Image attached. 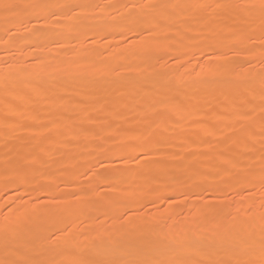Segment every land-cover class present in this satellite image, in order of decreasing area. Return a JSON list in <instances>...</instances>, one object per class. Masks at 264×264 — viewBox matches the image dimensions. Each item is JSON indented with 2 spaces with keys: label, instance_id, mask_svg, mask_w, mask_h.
I'll return each mask as SVG.
<instances>
[{
  "label": "rangeland",
  "instance_id": "rangeland-1",
  "mask_svg": "<svg viewBox=\"0 0 264 264\" xmlns=\"http://www.w3.org/2000/svg\"><path fill=\"white\" fill-rule=\"evenodd\" d=\"M57 1L61 0H42L40 2L55 3ZM212 1L203 4L202 0H151L152 3L159 4L177 2L178 5H215ZM218 1L219 4L229 2V0ZM130 2L131 0H78L77 4L100 5L103 11L106 8L107 14L105 11H97L94 14L83 15V17L77 13L76 17L77 20L79 17L80 22L77 21L75 26L70 27L73 31L69 30L76 38H73V42L68 48H62L60 42L52 46L49 45L50 40L60 39L63 37L62 35L70 33L68 30L59 27L49 30L46 27L47 23L42 19H35L36 21L33 22L29 21V16L19 18L10 16L6 19L0 13V30L10 34L11 37L13 36L12 38L19 31L23 34L21 38L12 41L7 36L0 35V115L8 92L19 91L21 88L14 86L15 80L14 76L9 74L10 70L18 67L29 68L31 72L26 76L19 77L20 80L25 79L26 82L33 83L36 88L42 90L40 94H31L28 104L18 103L19 113L9 117H0V155L2 156H0V208L4 210L9 204L25 208L30 206L29 200L34 198L35 207L61 209L68 200L73 205H78L80 200L87 199L84 208L85 216L76 210L75 218L71 217L66 220L67 222L63 226H59L56 217L45 215L46 218L48 216V222L42 228L37 229L34 242L32 244L25 242L16 248L12 246L13 251L9 253L0 249V261L5 259L56 260L59 264H74L80 259L138 261L140 264H162V262L169 261H187L189 264L258 262L262 258L261 237L250 235L247 239H243L245 241L241 240L238 245H224L218 242L220 244L218 246L216 237L207 233L209 226L201 227L203 222L196 219H199L198 207L200 209L207 207L206 209L213 216L219 210L220 213L223 212L218 217V225L221 227L226 222L233 223L240 215L250 218L254 213L264 211L262 203H259L256 208L248 204L254 195L259 199V202L264 197V188L258 186L260 185L259 173L264 167V140L257 139L264 130V88L261 86V78L264 77V25L261 23L259 14H243L239 11H227L219 8H192V10L190 9L191 14L184 13L186 8H177L179 13H183L182 15L175 18H163L161 23L164 28L171 29L166 36L168 41L180 43L182 40L186 43L184 48L181 51L161 50L160 47L150 43L146 49V47H140V42L145 37L154 34L157 42L162 41L161 39L164 40L162 33H156L153 25L149 24V29L147 28L137 35H134L131 29L116 28L118 23L124 22L120 11L124 7L112 8L110 6H123L128 3L131 5ZM144 2L147 0H137L138 4ZM171 10L168 8L161 9L156 13L142 12L137 15L135 21H149L155 16L157 17L158 14L165 15ZM104 14L108 18L107 22L103 21ZM71 15L75 17L76 14L72 13ZM14 19L17 21L14 22ZM198 19H203L205 24L200 25L199 30H196ZM132 22L134 21L132 20ZM181 25L187 28L180 30ZM262 26L263 31L257 35L254 34V30ZM38 31L46 40L41 44L29 45L26 36L37 34ZM95 39L99 45L94 46V52L95 55L99 53L97 57H102L101 59L97 58V62L100 63L96 62L93 64L94 66L89 64L81 66L79 61L82 60L80 58L82 53L92 47V42ZM222 40L226 44L223 56L220 57L217 43ZM203 42L209 45L210 50L203 51L201 47ZM257 43H259L258 48L254 49ZM135 47L138 50L137 54L146 59L157 48L156 53L159 54H156L158 55L156 57L158 58L153 62L148 60L147 69L150 71L159 69L158 71L169 75V77L180 76L182 73L181 77L184 82L181 77L179 80L177 79L178 81L175 78L170 79L166 84V95L159 96L157 93L160 86L157 83H152L149 78H141L143 77L141 72L133 71L135 60L126 58L127 53ZM80 51L82 52L80 53ZM64 55L76 56V58L64 65V69L69 71L66 76L55 79L52 67L57 65ZM159 58L161 59L159 60ZM104 60L106 65L111 66L110 71L108 74L98 76L95 70L105 65L103 64ZM226 63H231V69L227 70L223 77L215 79L213 75L224 69L223 66ZM78 66L81 68L77 69ZM38 67L42 68L44 75H37ZM203 67H206L205 76L201 74ZM250 70L252 72L257 70L258 73L260 72L259 75L262 74L258 85H256L258 87L255 88V95H252L253 89L246 74H238V72ZM128 72L131 73V78L123 83L122 75ZM67 76H69L68 79ZM71 77L74 78L75 84L68 90L66 88ZM41 105L44 106L42 111L38 109V106ZM163 105H166L165 113L160 110ZM211 105L216 106L211 107ZM229 105L239 106L240 111L234 109V113L230 111L226 114L228 116L220 119L224 115L223 111ZM99 106L100 111L90 114L93 117V122L103 116L109 121V126L102 130H96L95 136L90 140L85 139L83 133L93 129V124L90 126V124L84 125L79 122V119L83 117L82 111L85 108ZM190 108L192 112H189ZM105 111L109 112V115ZM110 113H118L121 117L112 118ZM188 114L194 115L189 116ZM184 119L182 125H174ZM162 120L168 123L167 129H158ZM60 122H67L70 127L57 126ZM141 125H145V127L148 125L145 131L139 129ZM114 128L120 129L119 135L112 134ZM216 129H219V132ZM210 130H214L216 133L225 131V133L220 135L221 137L217 136L212 139L207 137ZM172 136L175 137L172 138ZM252 137H256L258 141L251 140ZM146 138L150 139L144 142ZM104 139L110 140L113 144H110L109 155L105 158L103 157ZM161 139L165 142H162ZM242 139L248 141V160L241 163L239 167L233 168L229 177L214 180V171L224 166L223 163L227 159L233 157L235 151L242 144ZM88 142L95 145L94 150L90 152L87 149ZM122 143L124 146L121 145ZM143 143L145 144L143 145ZM118 144L123 148H127L128 144L131 151L124 149L123 154L116 157L114 151L116 152L119 147ZM219 145L226 146L222 155H217L215 152ZM146 155L148 158H145ZM190 156H193L194 160L189 159ZM72 164L77 169H75L73 177L68 180L67 175L72 172L74 166ZM161 167L169 174L182 173L185 170L184 167L190 168L189 171L195 172L193 178L196 177L184 180L180 189H176L170 182L159 181L164 172ZM26 168H31L35 174H46L45 182L36 187L26 186V182L20 180L17 175ZM168 168L169 170H167ZM134 169H139L140 173L132 171ZM14 170H16V174L12 175ZM125 171L132 175L129 180L125 181L121 191H115L114 185ZM157 182L159 183L157 184ZM142 185L145 186H143L144 189ZM42 186L44 190H41ZM218 186L220 187L217 188ZM10 187H12L11 190ZM97 188H99V192H97ZM213 188L217 190L215 191ZM218 190L219 192H217ZM76 192L91 193L90 197L86 195L87 197L77 199L76 202L73 195ZM154 192L158 196L156 200L151 199ZM171 194L172 196H170ZM187 195L189 196L187 197ZM54 198H62L64 203H43L45 200ZM185 198L191 202V204L187 202L189 206L181 204L180 200ZM94 202L101 206L99 215L93 212V206L96 204ZM109 206L112 208L111 214L107 209ZM175 207L177 209L176 216L172 214V209ZM143 211L147 217L155 219L165 212L164 218L159 220L156 226L160 227L161 231H168L167 239L163 241L159 238L155 243L146 239L143 242L144 249L137 245L136 249L121 250V247L124 248L133 241V237L130 235L133 232L122 238L120 235L121 225L126 226L132 222L130 225L132 231H137L142 227L138 218ZM209 211L207 212L209 214L206 213L204 217L211 221L214 218ZM77 217L79 218L77 219ZM220 217L221 219H219ZM175 219L182 224L180 227L177 226L178 222ZM199 221L202 222L201 225H199ZM2 222L3 218L0 215V223ZM101 224L102 228L99 227ZM69 225L71 226L70 234H66L62 229ZM185 225L191 230L200 232L201 238L179 240L178 236L182 230L187 229ZM256 225L260 226L258 222ZM192 226L194 227L192 228ZM237 232L238 230L232 227L229 235L235 237ZM49 236L52 237L51 240L48 239ZM0 240H2V236H0ZM88 241H93V247L97 244L102 251L105 250L99 253L96 245L97 253L93 248L84 247ZM61 242L65 245L60 249L58 247L62 244ZM164 244L166 247L162 249L161 246ZM247 244L250 249L246 250ZM149 245H152L151 248H146ZM77 246L82 248L78 251ZM15 250L18 252L15 253Z\"/></svg>",
  "mask_w": 264,
  "mask_h": 264
},
{
  "label": "bare ground",
  "instance_id": "bare-ground-1",
  "mask_svg": "<svg viewBox=\"0 0 264 264\" xmlns=\"http://www.w3.org/2000/svg\"><path fill=\"white\" fill-rule=\"evenodd\" d=\"M40 1H42V0H40ZM79 1H81V0H79ZM114 1V0H113ZM208 1H212V0H202V2H203V4L204 3H207ZM18 2H23V0H18ZM58 2V3H57ZM57 2H51L52 4H65V5H76L77 3H78V0H61L60 2L59 1H57ZM140 2V1H139ZM138 2V3H139ZM213 3H215V5L216 4H219L220 2L218 1V0H213L212 1ZM138 3H137V0H131V2H130V4L131 5H129V3H128V7L127 8H122L120 11H121V16H122V18L124 19V22H122V23H118V25L116 26V28L117 29H120V30H126V29H131L133 32H134V35H137V34H139L141 31H145V29H147L148 28V26H149V24H151V25H153L154 27H155V30L157 31L156 33H158V32H161L162 33V35L164 36V40L163 39H161L162 41H159V42H157L158 40H156L155 38H154V34L153 35H149L147 38L145 37V39H143L141 42H140V47H146V49H147V47L148 46H150L149 44L150 43H153L155 46H157V47H160L161 48V50H172V51H181L183 48H184V45L186 44V43H184L182 40L180 41V43H171L170 41H168V39L166 38V36L168 35V33L170 32V28H164L163 27V25H162V20H163V18H175V17H179L180 15H182L181 13H179L178 12V10H177V8H175V9H173V8H171L172 10H171V12L170 13H167V14H165V15H161V13H160V15L158 14V16L156 17L155 16V18H153V19H150L149 21H135V19H136V17H137V15L138 14H140V13H142V10H140V9H138V8H136V7H133V5H138ZM223 3V2H222ZM221 3V4H222ZM172 4H176V5H178V3L177 2H172ZM187 9V8H186ZM186 9H184V10H186ZM54 11H58V12H61V13H63L59 18H56V17H53L49 22H47V24H46V27L49 29V30H54L55 28H57V27H59V28H63V29H65V30H71L70 29V27H73V26H75L78 22H80V19H79V17H78V20H77V13H75L76 15H75V17H74V15H71V14H69V13H67L64 9H53ZM192 10V9H191ZM190 9H187L184 13H191L192 11H191ZM105 12H106V14H107V10H106V8H105V10H104ZM103 11V12H104ZM106 14H104L105 15V17L103 18L104 20L103 21H105V22H107V19L108 18H106ZM109 14V13H108ZM192 14V13H191ZM89 15V14H88ZM186 15H188V14H186ZM71 16V17H70ZM73 16V17H72ZM83 16V15H82ZM84 16H87V15H84ZM83 16V17H84ZM163 16V17H162ZM4 17V16H3ZM120 17V16H119ZM5 18V17H4ZM15 18V17H14ZM37 20L38 18L37 17H35V16H29V21L30 22H33L34 20ZM120 19H121V17H120ZM35 20V21H36ZM132 20L134 21V22H132ZM17 20L16 19H14V22H16ZM20 21V20H19ZM18 21V22H19ZM78 21V22H77ZM4 23V25H5V22H3ZM202 24H205V22H204V20L203 19H198V22L196 23V30H199V26L200 25H202ZM92 26V25H91ZM167 27V26H166ZM185 27L186 26H183V25H181L180 26V30H183V29H185ZM187 28V27H186ZM263 26L262 27H259V28H256L255 30H254V34H259V33H261L262 31H263ZM35 29V28H34ZM37 29V28H36ZM94 29V28H93ZM149 29V28H148ZM119 30V31H120ZM128 30V31H129ZM175 30V29H174ZM34 31V30H33ZM71 31H73V30H71ZM71 31H69L70 33H66L67 35H62L63 37L61 38L60 37V39L59 38H54V39H52V40H50V46H52V45H54V44H56L57 42H60L61 44H62V48H68L69 46H71V44H72V42H73V34H72V32ZM95 31V30H94ZM212 31V30H211ZM210 31V32H211ZM40 31H38L37 32V34L35 33V34H33L32 36H26V38L28 37V44L29 45H31V44H41V43H43V41L44 40H46V39H44L42 36H41V34L39 33ZM178 32V31H177ZM40 35H39V34ZM143 33V32H142ZM179 33V32H178ZM30 34V33H29ZM0 35L1 36H7L8 37V39L9 40H15V39H18V38H21L22 37V32H17V33H15L14 34V38H12L11 37V35L10 34H7V32H5V31H3V30H0ZM31 35V34H30ZM61 36V35H60ZM181 36H182V34H181ZM181 36H180V38H181ZM185 36V35H184ZM76 38V37H75ZM74 38V39H75ZM78 38V37H77ZM171 38V37H170ZM97 39V38H96ZM96 39L92 42V47L89 49V50H86V51H84L83 53H82V57H80L82 60L81 61H79V63H81V66H83L84 64H89V65H93V64H96V62H97V58H102V57H97L98 55H99V53L97 54V55H95V50H94V46H96L97 44H98V41H96ZM77 40V39H76ZM173 40V39H172ZM177 40V39H176ZM140 41V40H139ZM178 41V40H177ZM48 42H49V40H48ZM12 43V42H11ZM47 44V42H44V44ZM79 43V42H78ZM153 44H152V46H153ZM203 45L201 46L202 47V49H203V51H208V50H210L209 49V45L206 43V44H204V42L202 43ZM225 44H226V42L224 41V40H222V41H219L218 43H217V49H218V53H219V56L220 57H222L223 56V50H224V47H225ZM27 45V44H26ZM99 45V44H98ZM258 45H259V43H257L256 45H255V47H254V49H257L258 48ZM77 46V45H76ZM80 46V45H79ZM188 46H190V45H188ZM31 47V46H30ZM137 47V46H136ZM134 48V49H132L131 51H129L128 53H127V59H132L133 61L135 60V64H134V68H133V71L134 70H136V71H139V72H141V74H142V76L143 77H141V78H149L150 79V81L152 82V83H157L159 86H160V89H159V92L157 93L159 96H164V95H166V84H167V82H169V80L170 79H172V78H175V80H179L180 79V77H181V75H182V73H181V75L180 76H178V75H176V76H174L173 75V77H169V75H167V74H165V73H163V72H161V71H158V70H152V71H150V70H148L147 69V62H148V60H152V62H153V60H155L156 61V59L158 58V57H156V56H158V55H156V54H159V53H156V47H154V48H156L155 50H153L150 54H149V57H148V59H146V58H143V57H141V56H139L138 54H137V48ZM23 48V47H22ZM29 48V47H28ZM191 48H193L192 46H191ZM190 47H189V49H191ZM153 49V48H152ZM80 50V49H79ZM101 50V49H100ZM193 50V49H192ZM12 51V50H11ZM186 51V50H185ZM13 52V51H12ZM46 52V51H45ZM82 51H80V53H81ZM78 53H79V51H78ZM178 53V52H177ZM76 55V54H75ZM78 55H80V54H78ZM77 55V56H78ZM189 55V54H188ZM162 57V56H161ZM177 57H179V56H177ZM76 58V56H66V55H64V56H62L61 57V59L59 60V62H58V64L57 65H55V66H53L52 68H53V72H54V78L55 79H61L63 76H66V74L69 72L68 70H65L64 69V65L65 64H67V63H69V62H71V61H73L74 59ZM80 58H77L78 60H80ZM115 58V57H114ZM161 58H159V60H160ZM179 60H180V58H179ZM126 61V60H125ZM163 61V60H162ZM161 61V62H162ZM101 62H103V61H101ZM160 62V61H159ZM97 63H100V62H97ZM103 64H105V60H104V62H103ZM158 64V63H157ZM181 64H184V63H181ZM179 65V64H178ZM185 65V64H184ZM183 65V66H184ZM79 66H80V64H79ZM77 67V69L78 68H81V67ZM94 66V65H93ZM97 66V65H96ZM95 66V67H96ZM183 66H182V68H183ZM113 67V66H112ZM179 67H180V65H179ZM224 67V69H222V70H219V72H217V73H215L214 75H213V77L215 78V79H217V78H220V77H223V75L226 73V71L227 70H230L231 69V63H226V65L225 66H223ZM110 68H111V66H109L108 64L106 65H103L101 68L99 67V68H97L96 70H95V72H96V74L99 76H101V75H105V74H108L109 73V71H110ZM150 68V67H149ZM162 68V67H161ZM181 68V67H180ZM206 68V67H205ZM205 68L203 67V69H201V71H202V73L201 74H203L204 76L206 75V70H205ZM75 70V69H74ZM164 70V69H163ZM217 70V69H216ZM166 71V70H165ZM184 71V70H183ZM182 71V72H183ZM187 71V70H186ZM29 72H31L30 71V69L29 68H27V67H18V68H14V69H12V70H10V73L9 74H12L13 76H14V80H15V82H14V86H17V87H21L20 88V90L19 91H14V90H12V91H10V92H8L9 94H7L8 95V97H7V99H6V101H5V104H4V107H3V109H2V111H1V115H0V117L2 116V117H9V116H12V115H15V114H17V113H19V111H18V109H17V104L18 103H24V104H28L29 103V101H30V96H31V94H40L41 92H42V90L41 89H38V88H36L35 86H34V84L33 83H29V82H26L25 81V79L24 80H20V78L19 77H21V76H26V75H28L29 74ZM74 72H76V70L74 71ZM73 73V72H72ZM190 73V72H189ZM242 73H245L246 74V77L249 79V82H250V85L252 86V89H253V91H252V95H255V88L256 87H258V86H256V85H258L257 83L259 82V78L260 77H262V74H260L259 75V73L257 72V70L256 71H243V72H238V74H242ZM261 73H263V72H261ZM8 74V73H7ZM42 74H43V70H42V68H40V67H38V72H37V75H40V76H42ZM70 74V73H69ZM186 74V73H185ZM187 74H188V72H187ZM237 74V75H238ZM44 75V74H43ZM72 75V74H71ZM189 75V74H188ZM9 76V75H8ZM74 76H75V74H74ZM119 77V76H118ZM185 77H187L186 75H185ZM69 78V76H67V79ZM131 78V73H124L123 75H122V79H123V83H124V81H125V83L127 82V81H129V79ZM183 78H184V76H183ZM188 78H189V76H188ZM66 79V78H65ZM121 79V78H120ZM181 79H182V77H181ZM190 79V78H189ZM177 80V81H178ZM182 81L184 82V80L182 79ZM188 81V80H187ZM142 82V81H141ZM190 82V81H189ZM150 83V82H149ZM185 83H186V80H185ZM74 84H75V81H74V78L73 77H71L70 79H69V83H68V86H67V88L66 89H71V88H73V86H74ZM3 86V85H2ZM257 89V88H256ZM55 95V94H54ZM79 106V105H78ZM122 106H124V105H122ZM172 106V105H171ZM213 106H216V105H211V107H213ZM64 107V106H63ZM66 107V106H65ZM102 107V106H101ZM165 107H166V105H163L162 107H160V110L161 111H163L164 112V110H165ZM226 107V106H225ZM238 107L239 106H237V105H229L228 107H226V109L223 111V114L224 115H222L221 117H220V119H223V118H225L226 116H228V115H226V114H228L230 111H232L233 112V110L234 109H236V110H239L238 109ZM42 108H44V106L42 107V105L41 106H38V109L39 110H41L42 111ZM67 108V107H66ZM83 109H84V107H82ZM122 108V107H121ZM240 108V107H239ZM101 110H102V108H101ZM136 110H137V108H136ZM190 110H191V108H190ZM94 111H100V106L99 107H95V108H85L84 109V111H82L83 112V117L82 118H80L79 119V122L81 123H84V125H86V124H90V126H92V124H93V129L91 128V130H87V132L85 131L83 134H84V137H85V139H91L92 137H94L95 136V134H96V130H102V129H105V128H107L108 126H109V121L108 120H106L103 116H100V117H98L97 118V121L96 122H93V117H91V112L93 113ZM138 111V110H137ZM154 111V110H153ZM166 111V110H165ZM240 111V110H239ZM121 112V111H120ZM150 112H152V110L150 109ZM189 112H192V110L191 111H189ZM235 112V111H234ZM233 112V113H234ZM105 113H107V115H109L108 113L109 112H106L105 111ZM123 113V112H122ZM165 113V112H164ZM238 113H240V112H238ZM111 114V113H110ZM121 114V113H120ZM189 115V114H188ZM191 116H193L194 114H190ZM189 115V116H190ZM233 115V114H232ZM237 115V114H236ZM234 116V115H233ZM240 116V115H239ZM238 116V117H239ZM111 117L112 118H120L121 116L117 113V114H111ZM231 117V116H230ZM229 117V118H230ZM235 117V116H234ZM257 117V116H256ZM179 118V117H178ZM186 118V120H187V117H185ZM168 119V118H167ZM175 119V118H174ZM173 119V120H174ZM182 119V118H181ZM234 119V118H233ZM172 120V119H171ZM227 120V119H226ZM237 120V119H236ZM185 121V119L184 120H181V121H179V122H176V123H174V125L176 124V125H182L183 124V122ZM192 121V120H191ZM259 121H261V120H259ZM73 122V121H72ZM170 122V121H169ZM187 122V121H186ZM232 122V121H231ZM192 123V122H191ZM233 123V122H232ZM264 123V122H263ZM167 124L168 123H166L165 121H161V124H160V126H159V128L158 129H167ZM229 125V124H228ZM258 125V124H257ZM89 126V127H90ZM148 126V125H147ZM146 126V127H147ZM173 126V125H172ZM146 127H145V125H141V126H139V129L141 130V131H145L146 130ZM182 127V126H181ZM180 127V128H181ZM225 127H227V126H225ZM230 127V126H229ZM232 127V126H231ZM261 127V126H260ZM169 128H171V127H169ZM174 128V127H173ZM184 128V127H183ZM214 128V127H213ZM220 128V127H219ZM160 129V130H161ZM176 129V128H175ZM189 129V128H188ZM222 129V128H221ZM225 129V128H224ZM209 130V129H208ZM216 130H218V132H219V129H216ZM259 130V129H258ZM169 131V130H168ZM170 131H172V130H170ZM227 131V130H226ZM229 131V130H228ZM98 132V131H97ZM223 133H225V131H221L220 133H216V131H214V130H210V133H209V131H208V138H215V137H217V136H220V135H223ZM112 134L114 135V136H117V135H119L120 134V129L119 128H114L113 129V131H112ZM123 134V133H122ZM175 134V133H174ZM163 135V134H162ZM168 135V134H167ZM171 135V134H170ZM227 135V134H226ZM151 136V135H150ZM258 136H260L259 138H257V139H262V140H264V130H262V132H261V135H258ZM170 136H168V138H169ZM173 137H175V136H172V138ZM221 137V136H220ZM162 138H164V137H162ZM167 138V137H166ZM149 139L150 138H146L145 140H144V142H147V141H149ZM159 139V138H158ZM170 139V138H169ZM169 139H167V140H169ZM177 139V138H176ZM256 139V137H252L251 138V140H256V142L258 141ZM88 140V141H89ZM243 140V139H242ZM131 141V140H130ZM161 141L163 142L164 140L163 139H161ZM244 141V142H243ZM242 141V144L238 147V149L235 151V154L233 155V157H231L230 159H227L223 164H224V166H222V167H219L218 169L217 168H215V169H217L216 171H214V180L215 179H222V178H225V177H229V175H230V173H231V171H232V169L233 168H237V167H239L240 165H241V163H243V162H245V161H247L248 160V156H247V152L249 151V147H248V141L246 142L245 140H243ZM119 142V141H118ZM165 142V141H164ZM89 143V142H88ZM172 143V142H171ZM170 143V144H171ZM179 143V142H178ZM103 144H104V153H103V157L105 158V157H107L108 155H109V151H108V148H109V146H110V144H111V142H110V140H108V139H104V142H103ZM145 143H143V145H144ZM251 144V143H250ZM111 145H113V144H111ZM115 145V144H114ZM122 146H124L123 145V143L121 144ZM156 145V144H155ZM167 145V144H166ZM176 145V144H175ZM88 147H87V149H88V151L90 152V151H92V150H94L93 148H94V146H93V144L92 143H89L88 145H87ZM118 146H119V144H118ZM162 146V145H161ZM178 146V145H177ZM130 148H131V146H129ZM173 147V146H172ZM225 147L226 146H223V145H219V146H217V148H216V150H215V152H216V154L217 155H222V153H223V151L225 150ZM170 148V147H169ZM124 149H126L127 151H131V149L129 150V148H128V144H127V148H123V147H121V146H119L118 148H117V150H116V152L114 151V153H115V156L116 157H119V156H121L122 154H123V150ZM167 149V148H166ZM251 149V148H250ZM158 150H160L159 149V147H158ZM196 150V149H195ZM253 151V150H252ZM179 152V151H178ZM192 152V151H191ZM137 153V152H136ZM252 153V152H251ZM149 154V153H148ZM175 154H177V153H175ZM1 156V155H0ZM2 157V156H1ZM102 157V158H103ZM189 157V156H188ZM188 157H187V159H188ZM193 157V156H192ZM191 156H190V158L189 159H193ZM254 158V157H253ZM194 160V159H193ZM227 161H231V162H233L234 164H235V166L234 167H231V170H230V173H225V168H227L228 167V164L226 163ZM37 162V161H36ZM40 162V161H39ZM189 162V161H188ZM74 164H72V166H73ZM161 165V164H160ZM222 165V164H221ZM244 165V164H243ZM71 166V167H72ZM216 166V165H215ZM219 166V165H218ZM32 167V166H31ZM160 167V166H159ZM174 167V166H173ZM179 167V166H178ZM217 167V166H216ZM242 167V166H241ZM163 167H161V170H163L164 172H163V174H161V177H160V180L159 181H166V182H170V183H172L175 187H176V189H180V187H181V185H183L182 184V182L184 181V180H189V179H191V178H193V173H195V172H191V171H189V169H187L186 167H184V171L182 172V173H175L174 172V174H169V173H167L168 171H166L165 169H162ZM164 168H165V166H164ZM263 169H264V167H262ZM75 169H77L76 168V166L74 165L73 166V168H72V172H70L68 175H67V179L68 180H70L72 177H73V173H75L74 171H75ZM127 169V168H126ZM125 169V170H126ZM180 169H182V168H180ZM26 170H28L29 172H32V173H34L32 170H31V168H26ZM34 170V169H33ZM167 170H169V168L167 169ZM175 170V169H174ZM192 170V169H191ZM210 170V169H209ZM128 171V170H127ZM173 171V170H172ZM199 171V170H198ZM211 171V170H210ZM16 170H14L13 171V173H11L12 175H15L16 173ZM131 172V171H130ZM233 172V171H232ZM245 172V171H244ZM37 173V172H36ZM121 173V172H120ZM143 173H145V172H143ZM172 173V172H171ZM35 174V173H34ZM200 174V173H199ZM260 174V173H259ZM36 175V178H37V182H35V183H26V186L28 185V187H36V186H38L39 184H41V183H43V182H45V180H46V174H44V173H39V174H35ZM132 175V173H129V172H123L122 173V175L120 176V178L116 181V183H115V185H114V190L115 191H121V189H122V187H123V185H124V183H125V181H127V180H129V178H130V176ZM135 175V174H134ZM195 175V174H194ZM211 175V174H210ZM138 176V175H137ZM139 176H142V175H140L139 174ZM144 176V175H143ZM197 176H199V175H197ZM212 176V175H211ZM210 176V177H211ZM14 177V176H13ZM133 177V176H132ZM196 176H194V178H195ZM233 177V176H232ZM257 177V176H256ZM259 177V176H258ZM193 178V179H194ZM208 178V177H207ZM134 179V178H133ZM208 179H210V178H208ZM211 179H213V178H211ZM232 179V178H231ZM228 180H230L229 178H228ZM133 181H135V180H133ZM132 181V182H133ZM220 181V180H219ZM132 182H131V186H132ZM191 182V181H190ZM51 183V182H50ZM159 182H157V184H158ZM169 183V184H170ZM256 183V182H255ZM149 184V183H148ZM168 185V184H167ZM258 185V184H257ZM130 186V185H129ZM144 185H142V187H143ZM170 186V185H169ZM258 186H260V185H258ZM16 187V186H15ZM15 187H13V188H15ZM138 187V186H137ZM145 187V186H144ZM144 187H143V189H144ZM188 187V186H187ZM189 187H191V186H189ZM220 186H218L217 188H219ZM11 188L12 187H10V190H11ZM90 188V187H89ZM222 188V187H221ZM214 190H215V188H213ZM166 190V189H165ZM191 190H193V189H191ZM217 190V189H216ZM215 190V191H216ZM222 190V189H221ZM157 191V190H156ZM168 191H169V188H168ZM171 191H172V189H171ZM34 192V191H33ZM191 192H193V191H191ZM217 192H219V190L217 191ZM58 193H60V192H58ZM91 192H89V194H90ZM170 193V192H169ZM159 194V193H158ZM167 194V193H166ZM186 194V193H185ZM184 194V195H185ZM55 195H57V194H55ZM189 195H190V193H189ZM189 195H187V197L189 196ZM66 196H68V195H66ZM95 196V195H94ZM162 196V195H161ZM165 196V195H164ZM170 196H172V194L170 195ZM87 197V196H86ZM89 197H90V195H89ZM168 197V196H167ZM180 197V196H179ZM156 198H158V196H157V194L154 192L153 193V195H151V199L152 200H156ZM165 198V197H164ZM170 198V197H169ZM176 198H177V196H176ZM34 199V198H33ZM33 199H30L29 200V205L31 206V207H35V205H34V202H33ZM73 199H74V197H73ZM75 199H76V197H75ZM123 199V198H122ZM168 199V198H167ZM181 199V198H180ZM87 199H83V200H80L79 201V204L78 205H73L72 203H70V201L68 202V201H66L67 203H65L62 207H61V209H68L69 211H67V212H65L63 215H59V216H53V215H48V216H52V217H56L57 219V221H58V224H59V226H63L64 224H65V222H67L66 220L67 219H69V218H75L76 216V214H75V211L76 210H79V212L80 213H83V215H84V213H85V211H84V208L86 207V205H85V203L87 202L86 201ZM89 200V199H88ZM127 200V199H126ZM166 200V199H165ZM92 201V200H91ZM76 202H77V199H76ZM90 202V201H89ZM96 202H98V201H96ZM96 202H94V203H96ZM127 202V201H126ZM128 202H130V201H128ZM140 202V201H139ZM180 202H181V204H187L188 205V203L190 202H188V200L185 198V199H183V200H180ZM188 202V203H187ZM93 203V204H94ZM168 203V202H167ZM171 203V202H170ZM259 203H262L263 204V206H264V197L260 200V202H259V199L257 198V197H255V195L253 196V197H251L250 198V200L248 201V204H249V206H251V207H254V208H256L257 207V205H259ZM39 204V203H38ZM100 204V203H99ZM190 204H191V202H190ZM85 205V206H84ZM111 205V204H110ZM124 205V204H123ZM176 205V204H175ZM30 206H28V207H30ZM37 206V205H36ZM47 206V205H46ZM90 206V205H89ZM173 206V205H172ZM189 206V205H188ZM201 206V205H200ZM45 207V206H44ZM49 207V206H48ZM94 208H93V212L96 214V215H99L100 214V212H101V206H98V204L96 203V204H94V206H93ZM104 207V206H103ZM121 207H122V205H121ZM174 207V206H173ZM197 207H198V205H197ZM196 207V208H197ZM205 207V206H204ZM210 207V206H209ZM88 208V207H87ZM124 208V207H123ZM199 208V211H198V217H199V219H196L197 221L198 220H201L202 222H203V224H202V222H200V224L199 225H201V227L203 226L204 227V225H205V228H207V226H209L207 229H208V231H207V233L208 234H213L216 238V240H217V243L219 242L220 244H224V245H238V244H240L241 243V240H243V239H247L250 235H256V236H259V237H261V235H262V233H264V211L263 212H256V213H254V215H252L250 218H246V217H244L243 215H240V216H238L237 218H236V221H234L233 223L230 221V222H226L225 223V225L223 226V227H221V226H219L218 225V217H219V215L220 214H222L223 212H221L220 213V210L219 211H217L216 213H215V215L213 216V214H211V212L209 211V210H207L206 208H203V209H200V207H198ZM264 208V207H263ZM108 212L111 214L112 213V208H111V206H109L108 208ZM194 209H195V207H194ZM209 209V208H208ZM0 210H2L1 208H0ZM212 210V209H211ZM104 211V210H103ZM119 211H121V209H119ZM210 212V215H212L213 216V220H209V219H207V218H205L204 217V215L207 213V212ZM213 211V210H212ZM222 211V210H221ZM78 212V211H77ZM105 212V211H104ZM176 212H177V209H176V207L174 208V209H172V214L173 215H175L176 214ZM214 212V211H213ZM80 213H79V216H80ZM122 213V212H121ZM86 214V213H85ZM107 214V213H106ZM105 214V215H106ZM207 214H209V213H207ZM95 215V216H96ZM147 214H145L144 213V211H143V213L142 214H140V216H139V218H138V221L142 224V227L141 228H139V229H137V231H132V228H131V223L132 222H130V223H128V225H126V226H123V225H121V228H120V235H122V238H124L125 236H128V234H130V233H134V236H133V233L132 234H130L133 238V241L130 243V244H128V245H126L124 248H122L121 247V250L122 249H133V248H135V247H137V245H140V247L142 248V249H144L145 248V245H143L144 243V240H146V239H149L151 242H156L157 240H159V238H161L163 241H165L166 239H167V236H168V231L166 232V230L165 231H161L157 226H156V224H157V222L159 221V220H161V219H163L164 218V216H165V212H162L161 214H160V217H158V219H155V218H151V217H147L146 216ZM149 215V214H148ZM48 216H47V218H48ZM85 216V215H84ZM87 216V215H86ZM113 216V215H112ZM176 216V215H175ZM152 217H153V215H152ZM45 216L44 217H41V218H38V219H35V220H33V222L32 223H24V222H22V221H18V223H16V221L14 222V223H16V224H19L20 226H19V229H18V231H17V233H15L14 234V243H13V247H18L19 246V244L20 245H23L25 242H29V243H33L34 242V240H35V238H36V233H37V229L38 228H42L47 222H48V219H47ZM79 217H77V219H78ZM50 219V218H49ZM219 219H221V217L219 218ZM95 220V219H94ZM98 220V219H97ZM195 220V221H196ZM175 221H176V219H175ZM180 221V220H179ZM184 221V220H183ZM195 221H194V223H195ZM196 221V223H198ZM106 222V221H105ZM162 222V221H161ZM176 222H178V221H176ZM256 222H258L259 223V225L260 226H257L256 225ZM101 223V222H100ZM104 224V223H103ZM134 224V223H133ZM177 224V223H176ZM185 224V223H184ZM206 224H208V225H206ZM251 224V225H250ZM180 225H182L181 223H179L178 222V224H177V226H179L180 227ZM187 225V224H186ZM185 225V226H186ZM196 225H198V224H196ZM134 226V225H133ZM184 226V225H183ZM99 227H103L102 226V224H101V226L99 225ZM119 227V226H118ZM178 227V228H179ZM188 227H189V225H188ZM194 226H192V228H193ZM232 227H235L237 230H238V232H237V234L236 235H234L235 237H231V235H229L230 234V230H231V228ZM45 228V227H44ZM100 228V229H101ZM105 228V227H104ZM103 228V229H104ZM185 228H187V226L185 227ZM191 228V227H190ZM198 229L200 228V227H197ZM205 228H202V229H205ZM135 229V228H134ZM133 229V230H134ZM88 230V229H87ZM87 230H85V231H87ZM136 230V229H135ZM96 231V230H95ZM100 231V230H99ZM101 232H103V231H101ZM178 232V231H177ZM100 233V232H99ZM204 233V232H203ZM119 234V233H118ZM127 234V235H126ZM125 235V236H124ZM201 233L200 232H197V231H195L194 229L193 230H191V229H189V228H187V229H183L182 230V232H181V234L178 236V239L179 240H187V239H190V238H195V237H200L201 238ZM206 235V234H205ZM124 236V237H123ZM207 236H209V235H207ZM70 237V236H69ZM120 237V236H119ZM205 238V237H204ZM234 238V239H233ZM131 241V240H130ZM243 241H245V240H243ZM242 241V242H243ZM93 242V241H92ZM91 241H88L86 244H85V246L84 247H87V248H89V249H91V248H93V250L95 251V252H97L96 250L98 249V252L100 253V252H103L102 251V249L97 245V244H95V246L97 245L98 246V248L97 249H95V246L93 247V244L94 243H92ZM216 242V241H215ZM62 243V242H61ZM218 243V246H220V244ZM30 244V245H31ZM65 244L64 243H62V244H60L59 245V247L58 248H62L63 246H64ZM166 244H164L163 246H161L162 247V249H164L166 246H165ZM96 246V247H97ZM150 246H152V245H149V247H146V248H151ZM30 247V246H29ZM77 248V250L79 251L82 247L81 246H77L76 247ZM0 249L1 250H4V247H3V244L2 243H0ZM30 249H31V247H30ZM136 249V248H135ZM246 250L247 249H250L249 247H248V244H247V247L245 248ZM18 250V249H17ZM100 250V251H99ZM13 251V250H12ZM19 251V250H18ZM17 251V252H18ZM15 253H17L16 252V250L14 251ZM21 252V251H20ZM97 252V253H98ZM9 253V252H8ZM23 254V253H22ZM28 254V253H27ZM21 255V254H20Z\"/></svg>",
  "mask_w": 264,
  "mask_h": 264
},
{
  "label": "snow or ice",
  "instance_id": "snow-or-ice-1",
  "mask_svg": "<svg viewBox=\"0 0 264 264\" xmlns=\"http://www.w3.org/2000/svg\"><path fill=\"white\" fill-rule=\"evenodd\" d=\"M110 7H125L111 5ZM144 13H156L161 9L168 8H219L227 11H239L243 14H259L262 25H264V0H229L227 3L216 4V5H176V4H159L152 3L151 0L147 2L133 5ZM53 9H64L67 13H78L79 15L94 14L97 11H103L100 5H89V4H76V5H65V4H52L47 2H40V0H23V2H17V0H0V13L7 19L10 16L13 17H23V16H35L38 19L44 20L46 23L49 22L53 17L59 18L63 13L54 11ZM261 86L264 88V77L261 78ZM57 126L69 128L70 125L67 122H60ZM145 158H148L147 155ZM228 167L225 168V173H230L231 167L235 164L231 161L226 162ZM134 172L140 173L139 169L132 170ZM18 178L26 183L37 182L36 175L27 170L19 172ZM90 179V177H89ZM259 184L261 188H264V169H262L259 177ZM41 190H44L43 186ZM99 192V188H97ZM76 199H82L84 196L89 195V193L76 192L73 193ZM44 204H61L64 203L62 198H54L52 200L43 201ZM68 209L60 208H38V207H25L19 208L15 204H9L6 209L0 210V215H2L3 222L0 223V236L2 240L0 243L3 244L5 252H10L13 250L14 234L17 233L19 229V224L14 223L15 221H22L24 223H32L33 220L41 218L45 215L59 216L63 215ZM6 213V214H4ZM71 226H66L62 231L66 234H70ZM55 235V234H53ZM51 236L48 237L51 240ZM59 238V237H57ZM262 258L260 261H248L246 264H264V233H262L260 238ZM0 264H59L56 260H13L5 259L0 261ZM74 264H140L138 261H113V260H88L80 259L74 262ZM162 264H189L187 261H169L162 262Z\"/></svg>",
  "mask_w": 264,
  "mask_h": 264
}]
</instances>
